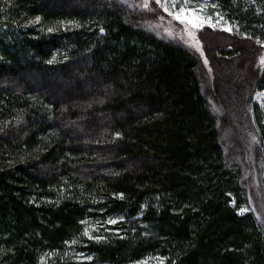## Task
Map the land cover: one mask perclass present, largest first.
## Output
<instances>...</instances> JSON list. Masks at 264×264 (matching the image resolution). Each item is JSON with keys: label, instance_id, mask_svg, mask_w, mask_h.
Returning <instances> with one entry per match:
<instances>
[{"label": "trees", "instance_id": "1", "mask_svg": "<svg viewBox=\"0 0 264 264\" xmlns=\"http://www.w3.org/2000/svg\"><path fill=\"white\" fill-rule=\"evenodd\" d=\"M216 2L247 40L264 38V0ZM138 14L112 0H0V264H77L76 253L264 264V227L227 160L209 76ZM237 50L217 54L227 64ZM114 219L121 233L85 237V222Z\"/></svg>", "mask_w": 264, "mask_h": 264}, {"label": "rangeland", "instance_id": "2", "mask_svg": "<svg viewBox=\"0 0 264 264\" xmlns=\"http://www.w3.org/2000/svg\"><path fill=\"white\" fill-rule=\"evenodd\" d=\"M112 1L123 3L136 10L149 31L164 40L182 45L199 58L210 78L211 85L206 86V92L219 115L221 142L227 160L232 165L240 166L243 184L249 193L251 209L264 227V188L257 158L261 140L254 108L255 105L264 107V91L258 88V79L264 71V63L261 62V58L264 57V38L256 37L253 41L247 40L250 34L241 28L238 21L228 17L216 0H187V2L186 0H161V3L177 6L170 8L171 11H178L179 6L191 8L195 12L186 13L187 15L210 17L211 23L216 24L212 27L210 23H205L201 28H193L189 24L176 20L156 0ZM145 4L147 7H144ZM35 21H29L26 25L30 26ZM229 27L231 31L227 30ZM189 31L193 32L200 41L199 46L188 35ZM231 45L237 46V54L229 57V62L225 64L222 57L217 54V50ZM205 59L208 61L207 64H205ZM221 67L223 73L222 71L216 73ZM226 87H229L228 100L220 93L221 88ZM113 221L115 223L101 222L98 224L87 221L84 225L90 235L103 239L101 235L103 233H121V230L117 228L119 219ZM85 237L90 239L86 235ZM72 257L77 264H96L93 257L88 255L76 253L72 254ZM164 263L162 257L150 256L136 264ZM41 264L52 263L45 258Z\"/></svg>", "mask_w": 264, "mask_h": 264}, {"label": "snow or ice", "instance_id": "3", "mask_svg": "<svg viewBox=\"0 0 264 264\" xmlns=\"http://www.w3.org/2000/svg\"><path fill=\"white\" fill-rule=\"evenodd\" d=\"M8 2L10 3V0H8ZM156 2L158 4H161V6L164 8V10L166 12H169L170 15L174 16V18L178 21H180L181 23H186V24H189L191 25L193 28H201L203 27V25L205 23H210L212 27H215L216 24L215 23H211V18L210 17H207V18H201L197 15H192V16H189L187 15L186 13H189V12H195L194 9H191V8H185L184 6H179V9L178 11H171L170 8H176L177 6L175 4H172V5H169L167 3H161V0H156ZM187 2V0H186ZM144 7H147V4L144 5ZM201 7H204V6H201ZM221 19H223L221 17ZM40 20V17H36V22H39ZM228 31H231V27H229L227 29ZM48 31L51 32L53 31L52 28H48ZM101 31H103V29H101ZM188 35L195 41L196 45L199 46L200 44V41L196 38L195 34L191 31L188 32ZM52 61L50 60L49 63H51ZM261 62L264 63V57L261 58ZM208 61L207 59H205V64H207ZM116 135H120L119 133H116ZM121 196H123V194H119ZM241 211H245L244 209H241ZM83 223V221H82ZM109 223H115V221L113 220H110ZM84 234L86 236H88L90 239H94V240H101L102 237H99V236H92L90 235L88 229L86 228L84 230ZM89 259H91V257H89Z\"/></svg>", "mask_w": 264, "mask_h": 264}]
</instances>
